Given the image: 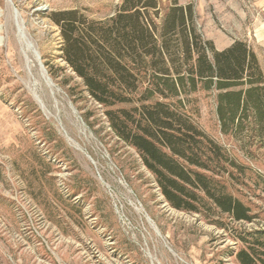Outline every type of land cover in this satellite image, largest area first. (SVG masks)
I'll use <instances>...</instances> for the list:
<instances>
[{"label":"rangeland","instance_id":"374dc122","mask_svg":"<svg viewBox=\"0 0 264 264\" xmlns=\"http://www.w3.org/2000/svg\"><path fill=\"white\" fill-rule=\"evenodd\" d=\"M158 1L163 16L172 0ZM177 1L193 5L206 41L219 51L244 42L264 73V0ZM122 2L0 0V264H241L242 251L260 256L264 121L224 133L218 92L202 86L179 100H148L141 84L122 92L124 102L103 105L65 61L51 13L107 21ZM156 101L236 163H214L208 175L250 210L251 222L208 201L198 213L167 201L141 153L118 134L135 133L143 106Z\"/></svg>","mask_w":264,"mask_h":264},{"label":"trees","instance_id":"16d2710c","mask_svg":"<svg viewBox=\"0 0 264 264\" xmlns=\"http://www.w3.org/2000/svg\"><path fill=\"white\" fill-rule=\"evenodd\" d=\"M50 19L60 30L65 61L100 104L124 102L122 92L141 84L148 100L178 99L202 86L218 92L224 133L244 121H264V73L256 54L244 42L217 50L199 32L193 5L172 0L162 16L158 0H123L107 21L78 10L53 12ZM141 115L135 133L118 134L141 153L175 209L198 213L208 201L236 221H252L241 201L212 186L214 163L237 166L222 147L161 101L144 105ZM261 246L260 256L242 251L241 264H264Z\"/></svg>","mask_w":264,"mask_h":264}]
</instances>
